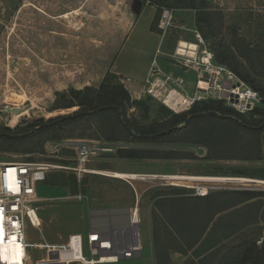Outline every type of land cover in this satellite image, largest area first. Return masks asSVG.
<instances>
[{
	"label": "rangeland",
	"instance_id": "1",
	"mask_svg": "<svg viewBox=\"0 0 264 264\" xmlns=\"http://www.w3.org/2000/svg\"><path fill=\"white\" fill-rule=\"evenodd\" d=\"M24 1L0 0V132L7 130L6 127L9 126L11 129L8 132L13 133L16 128L26 127L30 122L72 113L76 108L52 111L57 93H67L70 89H83L87 86L98 87L105 76L112 75L110 66L114 56L111 53H115V45L111 35L114 36L112 29L117 27L116 25L82 23L80 28H75L77 25L71 16L65 20L51 19L45 24L33 22L26 13L29 8L24 6ZM130 1H137L140 6H149L143 12L142 22L151 18L152 26H156L163 8L173 9L174 27L165 35L163 41L165 46L166 43L168 45L166 52L171 51L178 40L194 41L195 34L198 33L201 36V42H198L201 48L209 49L213 53L211 40L204 39L196 29V12L203 6L204 0H196V8L188 6L189 0H169L164 4L153 2L155 0ZM205 2L207 11L218 13L216 26L219 35L214 41L230 43L236 35L234 39L239 40L236 48L240 49L238 53L242 55L240 60L259 75V80L264 81V0ZM138 37H133V43L137 39L138 44L144 46L145 42ZM146 47L152 50L150 44L146 43ZM125 51L126 56L120 54L117 59V64L124 61V65H120L123 72L129 68L127 66L130 61L127 57L134 52L130 43L125 47ZM138 52L137 50L136 54ZM159 60L160 56L157 57V61ZM170 62L181 68L179 64ZM191 72L194 74V81L189 89L183 87L184 83L180 86L176 79L171 78L165 82L166 74L161 75L162 82H156L157 86L148 85L153 94L146 92L138 100L148 105L147 119L141 105L131 106L128 109V117L148 123L156 118V112L159 113L161 107L169 109L153 97L159 95L158 99H164L163 95L156 93L157 89H163L164 96L170 95L173 89L178 91V94L174 93L176 110L169 109L174 114L190 110L196 103L190 104L194 95L205 97L199 102L221 101L216 97L208 98L206 93L198 90L196 73L192 70ZM156 78L157 76H154L151 80L153 84ZM120 79L115 82L122 83ZM167 113L164 111L163 115ZM182 126L183 124L179 125ZM76 135L65 140L34 138L16 141L12 144L14 149L9 151L6 150V145L0 142V163L34 162L52 166L47 172L46 182L39 183L36 187L35 205L40 225L31 227L27 222V243L61 244L74 233L86 237L90 211L130 208L138 217L141 256L121 259L113 264H217L225 261L223 257L227 259L231 255V249L238 245L241 233L228 236L229 233L225 232L227 223H222L212 234L210 230L215 220L193 249L179 253L170 250L174 244H166L164 247L168 258L161 256L158 262L152 237L153 205L157 196H198V191L203 189H208V194L240 191L264 193V133L261 136L262 156L257 161L210 160L206 158L207 149L204 146L190 143L152 145L106 142L100 138L101 134L95 127L84 131L77 130ZM81 142L93 143L99 151L82 159L76 155L74 149L75 143ZM104 148H112L114 152L102 151ZM119 149L172 150L181 154L180 158L176 159H127L117 156ZM74 168L76 170H73ZM116 173L138 177L118 178ZM243 173L245 174L241 175ZM140 175L231 177L247 180L232 183L180 179L170 181L140 179L143 177ZM61 176L65 178L64 186L47 184V180H57ZM179 189L186 190V194H179ZM258 199L264 201V197ZM231 210L232 208L228 211ZM228 211L221 212L217 217ZM241 232L263 234L264 221L260 219ZM177 246L180 247V243H177ZM216 250H219L217 256H211L210 253ZM28 252L34 260L45 258L44 251L31 248Z\"/></svg>",
	"mask_w": 264,
	"mask_h": 264
},
{
	"label": "trees",
	"instance_id": "2",
	"mask_svg": "<svg viewBox=\"0 0 264 264\" xmlns=\"http://www.w3.org/2000/svg\"><path fill=\"white\" fill-rule=\"evenodd\" d=\"M167 1L169 0L153 2L164 4ZM195 2L196 0H189L188 6L196 8ZM203 3L196 12V29L204 39L211 40L215 61L229 68L261 96V104L248 112L249 115L236 112L224 105L223 101L210 100L197 101L190 110L180 114L171 113L163 106L159 109V113L156 112L157 116L153 121L139 122L134 117H128V109L131 106L141 105L147 119L148 105L132 100L122 83L115 82L119 78L115 75H107L98 87L87 86L56 94L52 111L76 108L72 113L30 122L26 127L16 128L13 133L2 130L1 144L6 145V150L9 151L14 149L12 144L16 141L34 138L65 140L77 136V130L84 131L95 127L101 134L100 138L106 142L152 145L190 143L204 146L207 149L206 158L210 160H260L261 136L264 133V81L259 80L257 78L259 75L240 60L242 55L238 53L239 48H236V43L239 41L234 39L236 35L230 43L214 41L219 35L216 26L218 13L207 11L204 6L205 0ZM151 29L158 32L155 25ZM164 111L168 113L163 115ZM180 124L183 126L179 127ZM180 154L172 150L146 149H119L117 152L119 158L127 159H176L180 158ZM47 184L64 186L65 178L61 176L57 180H47ZM185 191L177 190L181 195L186 194ZM260 197H264V193L255 191L212 192L204 196L175 198L157 196L153 205L152 237L157 249L158 262L161 256L168 258V252L164 247L166 244H174L170 250L179 253L193 249L215 220L210 233L213 234L222 223H227L225 232L229 233L228 236L241 233L238 245L231 249V255L227 259L223 257L225 261L217 264H264V233L241 232L260 219L264 221V210H262L264 201L258 199ZM231 208L232 210L228 211ZM225 211L228 213L217 217ZM163 235L165 237L162 238ZM177 243L181 246H177ZM213 252L210 255L215 257L219 250Z\"/></svg>",
	"mask_w": 264,
	"mask_h": 264
},
{
	"label": "built area",
	"instance_id": "3",
	"mask_svg": "<svg viewBox=\"0 0 264 264\" xmlns=\"http://www.w3.org/2000/svg\"><path fill=\"white\" fill-rule=\"evenodd\" d=\"M174 11L163 8L160 12L157 29L161 43L165 35L174 27ZM194 41L178 40L171 51L164 52L161 45L156 49L152 61L150 75L161 73L157 57H165L184 70L196 73L198 90L206 93V97H216L226 106L240 114H245L261 104L260 94L242 81L235 73L215 61L214 54L209 49H202L198 42L201 36L196 33ZM165 82L171 80L165 75ZM157 79V78H156ZM147 79L151 87L157 86ZM181 86L184 82L177 79ZM153 94L150 88L147 91ZM205 97L194 95L190 104ZM189 106V104H188ZM76 155L86 159L99 149L93 143H75ZM114 152L112 148L101 149ZM100 150V151H101ZM51 165L34 162H3L0 163V231L6 252L0 251V264H113L121 259H130L140 251L139 223L136 212L130 211V224L123 225L124 218L120 216L114 226H96L89 228L86 237L79 233L70 234L61 244H30L26 240L27 222L31 227H39L36 208V187L46 179ZM73 170H76L75 168ZM150 179V178H145ZM161 180H170L159 177ZM220 183H227L221 181ZM232 183V182H228ZM200 195L208 194V189L199 190ZM35 217L38 220H34ZM13 246H18V256L10 259L9 252ZM44 251L45 258L34 260L29 249Z\"/></svg>",
	"mask_w": 264,
	"mask_h": 264
},
{
	"label": "crops",
	"instance_id": "4",
	"mask_svg": "<svg viewBox=\"0 0 264 264\" xmlns=\"http://www.w3.org/2000/svg\"><path fill=\"white\" fill-rule=\"evenodd\" d=\"M24 3V6L29 8L26 13L33 22L37 21L45 24L49 23L51 19L62 18V20H65V18L71 16L73 22L77 25L75 28H80L82 23L116 25L117 27L112 29L114 36L111 35V39H114L113 45L115 46L113 49L115 53L110 52L114 56L110 73L119 79L123 77L120 80L132 100H139L146 94L147 88H149L146 81L147 79H150V81L153 79L150 70L155 51L160 45L164 52L168 50L167 43L166 46L163 43L164 40L161 43L159 33L151 29L153 20L150 18L142 22L143 12L149 6H140L137 1L131 2L130 0H25ZM135 36H139L138 39H143L144 46L138 44L137 39L133 43V37ZM129 43L134 52L133 55L127 57L130 61L127 66L129 68L123 72L120 65H124V61L117 64V59L120 54L126 56L124 51ZM146 43L150 44L152 50L146 47ZM140 46L141 48H139ZM137 50L139 52L136 54ZM158 67L161 73L157 75L156 82H162L160 80L161 75L168 74L172 79H182L184 82L183 87L189 89L194 81V74L191 71L175 66L165 57L160 56ZM156 93L163 95L164 99H158L159 95H154V98L166 106L171 105L169 108L176 110L174 93L178 94V91L173 89L168 96H164L163 89H157Z\"/></svg>",
	"mask_w": 264,
	"mask_h": 264
},
{
	"label": "water",
	"instance_id": "5",
	"mask_svg": "<svg viewBox=\"0 0 264 264\" xmlns=\"http://www.w3.org/2000/svg\"><path fill=\"white\" fill-rule=\"evenodd\" d=\"M139 4V3H137ZM7 130L11 129V127H6ZM130 208H119V209H110V210H94L90 211L88 218L90 221L89 228L96 226H114L116 223L115 219L111 220L110 217H115L116 219L120 216H123V226L126 227L130 224ZM103 216V217H102ZM102 217V218H101ZM106 217V219H104ZM93 218V219H92ZM141 256V251H138L133 258H139Z\"/></svg>",
	"mask_w": 264,
	"mask_h": 264
},
{
	"label": "bare ground",
	"instance_id": "6",
	"mask_svg": "<svg viewBox=\"0 0 264 264\" xmlns=\"http://www.w3.org/2000/svg\"><path fill=\"white\" fill-rule=\"evenodd\" d=\"M168 103V102H167ZM170 103V102H169ZM166 104V103H165ZM172 104V103H171ZM171 105H167V107H170ZM175 108V107H174ZM169 109H172V108H169ZM175 110V109H174ZM15 122V121H14ZM13 122V123H14ZM116 177H118V178H121L122 176L123 177H127V178H134V179H136L138 176H133L132 174H120V173H116V175H115ZM140 176H143V177H141L140 179H143V178H153V179H158L159 177H155V176H152V175H140ZM166 176V177H165ZM165 176H160V177H162V178H167V179H171V180H178V179H180V180H198V181H208V182H214V181H218V182H221V181H224V182H243V181H246L247 179H242V178H231V177H192V176H190V177H188V176H167V175H165ZM136 216H137V214H135ZM103 217V216H102ZM101 217V218H102ZM123 217V216H122ZM111 218V220H114L115 219V221H117V219L115 218V217H110ZM104 219H106V217L104 218ZM35 221L36 220H38V218L37 217H35V219H34ZM0 236H2V232L0 231ZM2 238H3V236H2ZM3 241V240H2ZM5 248H7L6 246H4L3 244H0V251H1V253L2 252H6L5 251ZM18 249H20L18 246H13L12 247V251L11 252H9V256H10V259H12V258H14V257H16V256H18Z\"/></svg>",
	"mask_w": 264,
	"mask_h": 264
},
{
	"label": "snow or ice",
	"instance_id": "7",
	"mask_svg": "<svg viewBox=\"0 0 264 264\" xmlns=\"http://www.w3.org/2000/svg\"><path fill=\"white\" fill-rule=\"evenodd\" d=\"M2 239H3L2 236H0V241H2Z\"/></svg>",
	"mask_w": 264,
	"mask_h": 264
}]
</instances>
